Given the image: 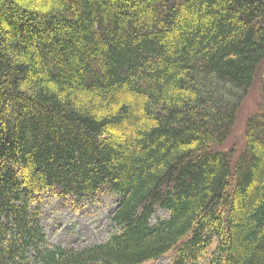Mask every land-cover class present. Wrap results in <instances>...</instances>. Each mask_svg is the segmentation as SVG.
I'll return each mask as SVG.
<instances>
[{"label":"trees","instance_id":"1","mask_svg":"<svg viewBox=\"0 0 264 264\" xmlns=\"http://www.w3.org/2000/svg\"><path fill=\"white\" fill-rule=\"evenodd\" d=\"M262 74L264 0H0V264H264V107L222 149ZM45 193L114 194L108 238Z\"/></svg>","mask_w":264,"mask_h":264},{"label":"rangeland","instance_id":"2","mask_svg":"<svg viewBox=\"0 0 264 264\" xmlns=\"http://www.w3.org/2000/svg\"><path fill=\"white\" fill-rule=\"evenodd\" d=\"M263 81L264 74L257 80L243 102L235 127L222 147L223 150H241L243 147L248 117L264 107ZM117 200L114 194H101L76 207L66 203L56 194H43L40 199L43 225L50 242L65 247L82 248L105 241L109 236L110 216ZM171 260L172 252L156 262L150 261L145 264H170Z\"/></svg>","mask_w":264,"mask_h":264}]
</instances>
